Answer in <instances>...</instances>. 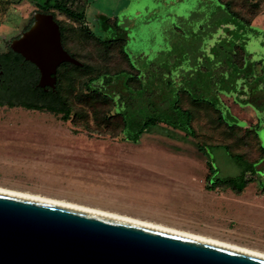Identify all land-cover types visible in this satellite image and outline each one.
I'll return each instance as SVG.
<instances>
[{
	"label": "rangeland",
	"instance_id": "1",
	"mask_svg": "<svg viewBox=\"0 0 264 264\" xmlns=\"http://www.w3.org/2000/svg\"><path fill=\"white\" fill-rule=\"evenodd\" d=\"M202 1L68 0L67 4L84 10L88 27L99 37L118 35L106 25L107 17L116 16L122 25L129 23L133 27L127 33L129 50L138 64H144L140 55L152 57L168 42L162 34H173L171 17L186 18L192 7L213 3ZM36 11L42 9L33 0H0V51L29 28ZM53 11L57 18H64ZM198 16L192 12L189 20ZM183 22L186 33L173 43L176 49L193 52L196 35L189 22ZM260 23L264 24V17ZM66 32L65 41L74 50L71 28ZM255 47L256 42L251 43ZM164 56L161 53L157 61ZM75 84L76 93L84 98L81 80ZM71 86L65 81L66 94L70 95ZM77 94L69 96L75 98L71 120L45 109L0 103L1 187L94 206L264 253V158L241 193L230 187L206 188L210 162L219 176L240 171L224 149L212 145L228 143L232 152L256 161L261 153L253 137L243 136L242 128L225 127L217 112L203 104L194 109V136L160 123L144 132L137 143L122 141L114 135L118 118L104 115L107 106L99 99L78 101ZM231 106L232 110L228 104L221 108L226 119L238 117L239 125L257 116L251 105ZM95 118H105L109 127L96 125ZM85 122L90 130L84 128ZM260 136L264 146V128Z\"/></svg>",
	"mask_w": 264,
	"mask_h": 264
},
{
	"label": "trees",
	"instance_id": "2",
	"mask_svg": "<svg viewBox=\"0 0 264 264\" xmlns=\"http://www.w3.org/2000/svg\"><path fill=\"white\" fill-rule=\"evenodd\" d=\"M33 1L43 12L53 14L60 27L64 48L81 64L61 63L55 87L48 91L33 89L31 94L38 102L23 101L24 107L61 113L62 119L71 120L75 113L72 105L75 98L69 96L77 94L75 82L81 80V95L85 97L77 94V100L90 102L91 99H99L104 107L107 106L103 110L104 115L118 118L119 125L114 135L119 140L137 143L144 132L160 123L194 136V109L204 104L217 112V119L225 127L242 128L243 136L253 137L261 153L254 161L246 159L241 152H232L228 143L212 145L224 149L240 171L237 175L219 176L210 162L207 175L210 183L206 188L230 187L241 193L253 180V175L258 172L256 164L264 158V146L258 132L259 124L264 121V31L253 26L252 20L264 10V0H206L213 2L211 7L197 5L192 7L186 18L181 15L179 18L171 17L170 32L173 34L164 30L162 38L168 42L152 57L149 53H142L144 64H138L129 50V35L133 30L129 23L122 25L123 20L118 23L116 16L107 17L106 25L114 27L118 35L103 38L88 27L84 10L72 9L67 4L68 0ZM53 10L64 18H57ZM192 12L200 16L189 20ZM183 21L189 22L186 24L196 35L193 52L176 49L173 43L177 36L183 38L186 33ZM69 28L74 50L65 41ZM254 42L257 48L252 49L251 43ZM161 53L165 56L157 61ZM65 81L72 85L70 95L63 90ZM223 96L241 105H251L257 120L239 125L236 116L226 119L221 108V105H227ZM15 104L18 103L7 101L9 106ZM95 124L109 127L105 118H95ZM84 128L90 130L89 122L84 123Z\"/></svg>",
	"mask_w": 264,
	"mask_h": 264
},
{
	"label": "water",
	"instance_id": "3",
	"mask_svg": "<svg viewBox=\"0 0 264 264\" xmlns=\"http://www.w3.org/2000/svg\"><path fill=\"white\" fill-rule=\"evenodd\" d=\"M11 48L54 88L58 66L81 64L58 22L36 11ZM0 264H264V256L0 189Z\"/></svg>",
	"mask_w": 264,
	"mask_h": 264
},
{
	"label": "flooded vegetation",
	"instance_id": "4",
	"mask_svg": "<svg viewBox=\"0 0 264 264\" xmlns=\"http://www.w3.org/2000/svg\"><path fill=\"white\" fill-rule=\"evenodd\" d=\"M38 79L37 67L14 51L11 46L0 51V103L3 101L2 104L7 105V101L10 100L18 103L15 105L23 106V101H34L31 94L33 89L40 88L44 91L53 89L49 85L38 86Z\"/></svg>",
	"mask_w": 264,
	"mask_h": 264
},
{
	"label": "bare ground",
	"instance_id": "5",
	"mask_svg": "<svg viewBox=\"0 0 264 264\" xmlns=\"http://www.w3.org/2000/svg\"><path fill=\"white\" fill-rule=\"evenodd\" d=\"M0 189L27 194V195L34 196V197L41 198V199H45V200H48V201H52V202H56V203H60V204H64V205H68V206H72V207H76V208H80V209H83V210H87V211H91V212H95V213H99V214L115 217V218H118V219H122V220L130 221V222H134V223H138V224L154 227V228H157V229H161V230H165V231H169V232H173V233L189 236V237H192V238H196V239H200V240H204V241H208V242H212V243H216V244L224 245V246H227V247H231V248H235V249H239V250H243V251H247V252H251V253H254V254H258V255L264 256V253L258 252V251H255V250H252V249H249V248L238 247L236 245H233V244H230V243H225V242H222V241H218V240H216L214 238L206 237L204 235H197V234H194V233H191V232L181 231V230L176 229L174 227H169V226L157 223V222L143 220V219L135 218V217H132V216H127V215H121V214H118V213H115V212H111V211H108V210H105V209L103 210V209H100V208H97V207H94V206L91 207V206L79 204V203L68 201V200H64V199H55V198H51V197H47V196H42V195H39V194H36V193H32V192H28V191L15 190V189H12V188H7V187H1L0 186Z\"/></svg>",
	"mask_w": 264,
	"mask_h": 264
},
{
	"label": "crops",
	"instance_id": "6",
	"mask_svg": "<svg viewBox=\"0 0 264 264\" xmlns=\"http://www.w3.org/2000/svg\"><path fill=\"white\" fill-rule=\"evenodd\" d=\"M177 1V0H176ZM136 12H139V11H136ZM174 16L176 17H178V15H176V14H174ZM263 17H264V10L262 11V12H260L259 14H257L254 18H253V20H252V25L253 26H255L256 28H258V29H260V30H263L264 31V24H262V23H260L261 22V20H263ZM179 18V17H178ZM129 20V19H128ZM132 23H133V21H132ZM223 99L225 100V102L230 106V108H231V110H232V104H236L238 107H242V105L241 104H238V103H235V102H233L232 101V99L231 98H229V97H225V96H223ZM256 113V112H255ZM257 115V114H256ZM243 119V118H242ZM257 120V116L254 118V121L253 122H255ZM252 122V123H253ZM248 123V122H247ZM249 123H251V122H249ZM264 128V121H262L260 124H259V126H258V132H259V135H260V131H262V129ZM260 140H261V142H262V139H261V136H260Z\"/></svg>",
	"mask_w": 264,
	"mask_h": 264
}]
</instances>
